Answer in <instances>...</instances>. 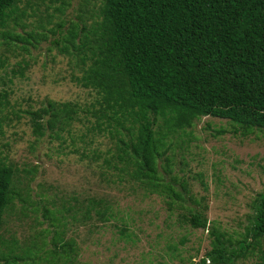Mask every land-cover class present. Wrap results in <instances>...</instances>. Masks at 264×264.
Listing matches in <instances>:
<instances>
[{
  "label": "trees",
  "instance_id": "1",
  "mask_svg": "<svg viewBox=\"0 0 264 264\" xmlns=\"http://www.w3.org/2000/svg\"><path fill=\"white\" fill-rule=\"evenodd\" d=\"M96 1L93 8L80 10L77 20L59 22L64 35L55 42L60 52L76 59L79 71L72 79L91 89L94 99L86 105L48 100L28 110L34 132L42 136L49 130L61 137L58 131L72 133L74 124L81 123L88 132L112 141L108 151L116 152L113 158L124 165L105 158L110 168L122 170L150 193L194 202L184 222L208 230L211 239L197 264H234L249 256L264 264V190L255 197L251 227L234 238L209 225L207 206L189 196L188 181L172 169L176 155L169 154L175 152L176 139L205 116L229 119L243 135L264 130V0ZM35 2L0 0V37L6 36L9 49L13 42H22L28 51L48 38L44 31L3 32L10 22L26 29L24 19L32 16L28 8ZM64 6L56 10L64 12ZM8 61L0 56V73ZM24 69L14 71L23 75ZM8 94L0 92V113L8 105ZM15 173L13 165L0 162V264L34 258L9 248L2 234L13 200L19 195L26 201L16 190ZM84 208L82 217L91 218L92 211L103 221L112 216L102 199H91ZM61 226L63 221L49 232L51 253L54 259L65 254L70 261L77 257L76 240H66ZM2 245L9 249L3 251Z\"/></svg>",
  "mask_w": 264,
  "mask_h": 264
},
{
  "label": "rangeland",
  "instance_id": "2",
  "mask_svg": "<svg viewBox=\"0 0 264 264\" xmlns=\"http://www.w3.org/2000/svg\"><path fill=\"white\" fill-rule=\"evenodd\" d=\"M34 2L28 8L32 16L24 19L26 29L10 22L3 32L44 31L48 38L25 51L22 42H13L9 49L6 36L0 37V56L9 60L0 73V92H9L8 105L0 113V162L16 169V190L26 199L17 195L13 200L2 234L9 248L35 258L18 264H197L211 239L208 230L184 222L194 202L150 193L122 170L110 168L105 158L124 165L113 158L116 152L108 151L112 141L88 132L81 123L74 124L72 133L58 131L61 137L49 130L42 136L34 132L28 110L39 109L48 100L86 105L94 99L91 89L72 79L79 71L76 59L60 52L55 42L65 30L58 28L59 22L77 20L80 10L93 8L97 1ZM20 5L24 8L26 1ZM63 5L64 12L56 10ZM53 28L57 32H51ZM20 66L25 68L23 75L14 71ZM235 127L229 119L202 117L176 139L175 152L169 154L176 155L172 169L188 181L189 196L207 206L209 225L241 238L251 227L255 197L264 190V130L243 135ZM183 140L185 148L180 147ZM91 199L109 204L111 218L103 221L95 211L91 218L82 217ZM61 221L65 239L75 238L77 244V257L70 261L65 254L54 259L51 253L49 232ZM234 264L258 262L249 256Z\"/></svg>",
  "mask_w": 264,
  "mask_h": 264
}]
</instances>
